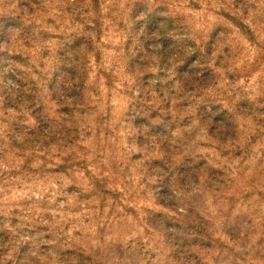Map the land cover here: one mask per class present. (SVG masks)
<instances>
[{"label":"rangeland","instance_id":"obj_1","mask_svg":"<svg viewBox=\"0 0 264 264\" xmlns=\"http://www.w3.org/2000/svg\"><path fill=\"white\" fill-rule=\"evenodd\" d=\"M23 1L34 12L15 44L41 72L34 78L48 74L46 83L62 74L67 36L83 24L66 0H0V15L23 13ZM144 1L171 16L166 35L176 48L163 53L159 36L146 35L136 11ZM93 16L101 25L80 61L85 106L67 121L76 132L65 131L57 99L38 84L34 94L66 138L55 134L45 156L35 153L26 142L34 117L25 108L6 113L0 101V264H78L80 256L83 264H264V0H103ZM191 46L200 53L187 70L181 64ZM7 87L19 89L0 72V90ZM206 101L234 115V143L211 137L200 123ZM137 103L148 115L137 113ZM154 111L170 121L168 153L158 145L162 117L135 118ZM18 117L16 136L10 127ZM238 146L244 148L235 157ZM190 156L222 169L221 181L209 187L203 168L183 188L160 182L162 167L176 171ZM93 178L110 192H98ZM82 187L97 194L84 200L76 194ZM190 214L203 219L211 241L195 245L191 259L175 256L170 237Z\"/></svg>","mask_w":264,"mask_h":264},{"label":"trees","instance_id":"obj_2","mask_svg":"<svg viewBox=\"0 0 264 264\" xmlns=\"http://www.w3.org/2000/svg\"><path fill=\"white\" fill-rule=\"evenodd\" d=\"M36 1V0H35ZM35 1H33L35 3ZM31 2V1H29ZM25 3L24 1L22 4L19 5V9L23 11V13L17 12H8L6 11L5 14L0 15V72L2 78L6 81L8 78H11L14 82L18 83L19 89L14 87H7L4 88L2 91L0 90V101L3 106L6 108V113L11 110L25 112V109H28L31 116L34 117L35 126L32 131L27 133L28 140L26 142H31L35 148V153L43 154L45 156V151L48 147L56 140L55 134H60L63 136L61 141L66 138L63 132H56V121L51 119L46 112L45 104L43 103L42 99L36 96L34 93L37 92L38 84H45L46 87L50 90L51 96L57 99L58 106L61 110L60 113L65 131L68 133L76 132L77 128L70 125L67 127V121L71 118L75 112L79 111L81 105L85 106V96L83 93L84 86L86 83L87 74L84 71L83 67L80 64V61L83 59L81 56L83 55L86 57V54L91 51V48L94 46L95 41V34L92 31L98 29L100 24L99 19H95L93 15L100 13L102 9L103 0H66L68 5H71L69 8L72 13H70L74 17V22L80 21L83 24V28H79V30L75 33H69L67 36V41L63 46L64 55L61 58V67L62 74H58L57 71L53 73V77L55 79L50 80L48 82L45 81L48 77L47 75L42 74L39 78H34V74L40 73L36 70V66L32 67L30 63H28V56L25 52L18 50L19 45H16L15 36L16 35H23V39L26 34L25 25H26V15H32L34 9L31 8L30 3ZM138 8L136 11L137 15H141L143 18L142 25L145 28L146 35L151 36L152 38H156L159 36V46L163 53L167 52L171 48H176L175 43L172 37H167L166 31L173 25V20L171 16L167 14L164 9L161 8H152L150 1L141 2L137 5ZM81 9V11H80ZM162 11V12H161ZM86 12H90L93 21L89 19H81L82 16H85ZM99 15V14H98ZM144 30V29H143ZM145 30L143 32H145ZM193 48V46H191ZM85 51V52H84ZM205 57L210 54V49L205 47ZM200 53L199 48H193L191 51L189 50L188 57L181 65L185 67V69H191L196 59V55ZM203 56V58H204ZM86 60V59H84ZM204 63L207 61L203 59ZM29 67H32L34 70L33 72L29 71ZM55 67V64L53 65ZM52 67V68H53ZM180 68L183 67L179 66ZM56 70V68H55ZM182 70L180 72H182ZM184 71V70H183ZM194 72V70H190V73ZM183 74V72H182ZM206 76H210V72L206 70L204 75L202 76L205 78ZM63 78L60 84L57 81ZM194 83V81H193ZM204 83V81H203ZM190 85V84H189ZM206 87L201 85L198 87L199 90H204ZM28 93V94H27ZM34 94V96H33ZM142 97H139L141 99ZM209 103V104H207ZM246 103L242 102L237 107L240 109ZM205 105H210L208 108L207 106H203L198 111V117L200 119V123L206 125L209 129V133L211 137L216 138L219 136L225 141L234 140L232 143L235 142L237 137L234 134V115L230 114L229 112L222 109L221 106H216L214 103H210L209 101L205 102ZM22 106V107H21ZM135 110L138 111L137 113L140 115L147 114L149 112L143 110L141 105L137 103L135 105ZM21 107V108H20ZM134 109V107L132 108ZM152 114L149 115L148 118H142V116L135 115L136 120L139 121H149L155 120L157 117H162L156 111L151 112ZM163 122L158 124L156 128L157 131L162 130V135L164 137H158V142L160 146L168 153L171 150V146L169 145V140H166V128L169 127V120L167 118H163ZM22 118L18 117L12 123V127L10 129L12 131H16V136L20 131L18 130L21 128ZM37 126V127H36ZM155 127H152V130ZM63 131V130H62ZM233 132V133H232ZM65 133V132H64ZM170 134V133H169ZM8 136L12 138L13 136L10 135L8 132ZM169 137V135H167ZM228 138V139H227ZM230 139V140H229ZM25 142V143H26ZM72 140H68V143H64L65 146L62 148H66L71 146ZM54 144V143H53ZM22 147V145H20ZM243 146H238L235 152V157L243 151ZM165 161V160H164ZM162 161V162H164ZM67 163V160H64ZM159 161L155 163L158 164ZM195 159L193 157H187L185 160L182 161V164L179 168L169 169L168 167H162V170L159 171L160 174V182H162L166 187L172 185V181H178L181 188L186 186V183L190 182L191 180L196 179L199 180L201 178V169L205 168V174L208 176V185L209 187L213 186L216 181H221L222 175L224 174L222 169L219 168H207L205 162L195 163ZM43 168V166H41ZM63 168V165L58 166L57 170ZM33 170V173H37L39 168L30 169ZM175 178V179H174ZM94 180V187L96 190L101 193H108L110 192L107 188V184L103 183V180H99L93 178ZM91 187V185H90ZM76 188V187H75ZM89 189V188H88ZM88 189L81 188L79 189L78 197H82L84 200L88 198L91 194L95 193L94 190L87 192ZM110 194V193H109ZM162 197V196H161ZM178 233L173 231L170 237L175 244L173 247L175 256L187 257L189 259L198 257L192 250L195 245L202 243V240H207L209 243V232L206 228V224L204 223L203 219L197 215L190 214L184 225L178 226V224L174 225ZM1 237V236H0ZM0 244H3L0 241ZM84 256H80L78 260V264L84 263Z\"/></svg>","mask_w":264,"mask_h":264}]
</instances>
